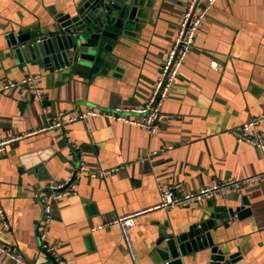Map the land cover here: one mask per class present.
<instances>
[{
  "label": "crops",
  "instance_id": "0c3cea01",
  "mask_svg": "<svg viewBox=\"0 0 264 264\" xmlns=\"http://www.w3.org/2000/svg\"><path fill=\"white\" fill-rule=\"evenodd\" d=\"M80 2L0 0V140L22 135L0 153V208L7 223L0 218V247L31 264H56L55 256L63 264H167L161 233L179 234L211 219L225 254L238 258L233 264H264L263 181L187 206L158 207L167 186L195 192L264 170L260 150L233 134L259 116L264 136V0H218L209 10L162 104L167 117L153 133L104 117L42 130L88 106L145 104L189 0H139L110 52L113 59L96 73L69 77L18 60L9 33L19 27L45 32L58 13ZM36 73L40 96L22 81ZM81 159L86 170L111 171L90 177L76 171ZM69 178L74 191L52 201L47 239L59 243L50 255L37 238L40 191ZM243 198L244 213L231 217L229 210L242 206ZM139 211L130 228L132 258L119 223L98 226ZM0 264L20 263L0 249ZM183 264H209V258L192 252Z\"/></svg>",
  "mask_w": 264,
  "mask_h": 264
},
{
  "label": "built area",
  "instance_id": "2783aa9c",
  "mask_svg": "<svg viewBox=\"0 0 264 264\" xmlns=\"http://www.w3.org/2000/svg\"><path fill=\"white\" fill-rule=\"evenodd\" d=\"M218 0H189L183 14V20L177 34L174 36L172 46L168 50L165 60L160 68L158 75L155 78L151 93L147 102L138 106H118L112 109L101 110L95 107L88 106L80 112L70 113L65 118L59 117L42 128H54L63 124H70L77 120H85L88 117H104L116 121H123L129 124L139 125L148 132L153 133L158 124L167 117L162 112V104L168 96L177 78L180 66L182 65L186 55L188 54L192 44L194 43L197 32L205 20L209 10L213 8ZM213 67L214 64H213ZM40 74H29L22 81L30 82L34 92L40 96L41 90L38 85ZM133 114H139L142 118H135ZM32 132H28L30 134ZM233 134L237 141L245 142L251 146L258 148L264 160V136L260 129L259 116L250 117L245 120L238 129L233 130ZM22 137V135L7 136L0 140V153L4 147ZM78 172H86L90 177H104L111 170L89 171L85 169L82 159L79 161L76 169ZM75 176V175H73ZM264 182V170L255 174L242 178L228 179L219 182H212L195 192L176 193V185L167 186L161 191V198L158 207L170 209L173 207L187 206L192 203L212 198L216 194L225 191L237 190L245 185ZM74 191L73 179L69 178L62 181L50 182L44 189L40 191L41 199V215L37 223V238L40 249L50 255H55L59 242H50L47 239L48 227L52 219V201L58 200ZM127 214L118 217L115 220L106 222L98 227L117 222L121 226L125 244L132 255L135 257L133 245L130 238V228L134 225V217L136 214ZM0 218L3 219L4 225L7 227L3 210L0 208ZM5 254L20 264H31L26 261L18 252L9 250L6 247H0ZM53 258V257H52ZM54 260V259H53ZM56 264H63V261L55 256Z\"/></svg>",
  "mask_w": 264,
  "mask_h": 264
},
{
  "label": "water",
  "instance_id": "95a60500",
  "mask_svg": "<svg viewBox=\"0 0 264 264\" xmlns=\"http://www.w3.org/2000/svg\"><path fill=\"white\" fill-rule=\"evenodd\" d=\"M139 0H81L74 10L58 13L45 32L36 27H19L8 35V44L21 62H29L42 69L61 70L69 77L96 73L113 57L110 52L124 32L126 20L131 21L139 7ZM229 210L233 217L241 216L240 209ZM226 225V222H223ZM218 225V224H217ZM211 219L200 220L179 234L161 233L170 260L167 264H183L192 252L209 258V264H233L236 255L224 252V237H217V227Z\"/></svg>",
  "mask_w": 264,
  "mask_h": 264
}]
</instances>
